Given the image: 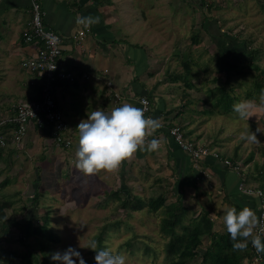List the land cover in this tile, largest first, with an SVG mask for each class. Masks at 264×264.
<instances>
[{
  "label": "rangeland",
  "instance_id": "rangeland-1",
  "mask_svg": "<svg viewBox=\"0 0 264 264\" xmlns=\"http://www.w3.org/2000/svg\"><path fill=\"white\" fill-rule=\"evenodd\" d=\"M117 4H119L117 11L119 12L120 9V15H122L121 12H125L124 18L128 15V18L134 22L133 25L127 24V30L136 32L140 40L141 34L146 35L144 38L146 42L148 34L150 33V37L153 35V31L148 29L149 19L147 18L152 14L150 12L151 5L160 9V14L165 17L163 28H165L166 34L162 39L166 40L167 54H180L178 60L176 59L177 63L168 64L170 72H174L176 75L179 73L178 75L182 76V79L186 75L193 78L194 90L198 92V96L209 101L205 108L208 110L207 114H199L203 119L204 131L209 134L208 137H214L208 145L218 147L219 151L223 148L230 153L235 151L244 161L253 153V160L246 164L241 163V165L243 171L246 172H244L245 176L251 172L256 173V169L264 164V132H256L258 127L264 131V103L260 99L264 92L258 93L254 87L256 74H259L261 78L264 77V72H262L264 71V0H169L168 2L163 0H120ZM125 21L127 22L126 18H121L122 23ZM203 23L216 27L215 31L210 29L214 36L213 39L204 29ZM194 34L197 35L196 39ZM192 39L196 42H193ZM244 41L258 51L256 62L260 66V71L249 73L247 69L242 75H233L231 85L234 91H229V94L234 97L227 99L225 103L216 105L218 92H207V88L210 86V90L214 89L217 84L226 79L228 71L232 72L240 68V65L243 64ZM218 65L223 66L224 70L220 72ZM0 76L3 77L2 71ZM182 79L181 82L184 85ZM248 89L254 96L245 97ZM209 92L210 96L208 97L207 93ZM3 94L0 91V101L4 97ZM226 102L229 110H226ZM249 104L254 105L251 108L252 116L249 120L239 118L234 110L235 107ZM195 105L199 109L202 108L200 104ZM1 109L0 106V113H4ZM62 109L65 118L67 116L68 119L69 114L66 108ZM248 128L256 133L260 143H251L242 139V132ZM74 132L73 150H76L79 146V135L77 130ZM54 154H56V158L54 157L56 161L52 160L51 162L46 158V162H39L38 164L42 165V167L40 166V176H37V168L32 177L26 175L25 172L31 167L32 157L19 156L24 174L10 175L9 178L12 176L15 178L9 179L6 186L15 185L14 188L20 189L23 193L19 195V192L15 191L19 196L14 198L12 190L9 191L6 188L2 190V195L10 198L15 204L24 203L31 207L33 205L31 204L33 200L31 194L37 191L34 194L35 198L38 197L37 205L34 204L31 211L25 210L26 214L22 212L23 214L20 213V215L23 220L30 217L39 219L37 221L39 224L44 212L49 211L47 234L53 238V242L49 243L51 255L55 252L62 253L71 247L80 253L86 264H90L96 253L81 246H87L91 241H94L95 236L105 228L104 250L113 254H123L126 257V264H166L162 250L166 239L160 232L161 213H152L148 211V207L142 210H124L120 205V198H107V194L112 190L121 188L126 191L128 189L124 181L126 178L123 179L122 166L114 173L101 171L86 176L76 168L77 159L70 158L68 150L60 148ZM65 162L68 163V166ZM131 170L133 171L131 167L124 168L127 177ZM137 172H135V178L139 179H134V182L129 180L133 194L146 201L148 197L163 192L167 203L176 200V195L171 192L173 182L163 177L161 169L155 167L146 173H143L144 171L141 169ZM253 176L254 173L249 176L248 182L249 185L256 186L258 180ZM28 177L32 179L29 180L31 182L28 181ZM145 177L150 184H142ZM159 177V181H156ZM201 192L203 195L209 194L206 189ZM213 192L215 196H219L215 190H210L211 195ZM197 197L190 196L189 193H186L185 197L183 195L182 202L188 208L186 216L200 210V207L196 205ZM18 198H21V201ZM202 198L206 199L207 197L202 196L201 201ZM227 206L226 209L230 207ZM36 207L40 210L35 209ZM226 209L218 206L216 208L218 211L214 209L212 211L214 214H210L214 230L221 231L224 227L223 218ZM19 211L21 210L19 209ZM8 216L12 218L10 210H8ZM116 222H120V224L117 225ZM12 230L14 234L11 242L4 244L0 251L3 249H7L4 251L24 250L26 248V245L23 246L15 239L19 236L18 228L13 226ZM202 242L203 246L209 243L206 230L202 233ZM29 243L35 252L38 251L39 246L34 238L30 239ZM146 243L150 245L152 251L157 253L156 257L145 251L144 244ZM73 259L75 264H80L78 259L75 257ZM51 261L53 260L51 259ZM54 264H59V262L54 261ZM254 264H264V262L255 260Z\"/></svg>",
  "mask_w": 264,
  "mask_h": 264
},
{
  "label": "crops",
  "instance_id": "crops-1",
  "mask_svg": "<svg viewBox=\"0 0 264 264\" xmlns=\"http://www.w3.org/2000/svg\"><path fill=\"white\" fill-rule=\"evenodd\" d=\"M38 1L41 4L45 24L62 37L61 64L63 68L70 71L75 70L88 76V78H82L75 83L58 82L55 88L58 107L61 111H63L62 108H66L69 114L68 119L67 116L65 118L72 139L71 147L65 148L68 150L69 157L76 159L77 149L73 150L74 130H77L81 120L87 119L88 113L97 109L110 112L113 108L122 106L124 103L136 106L138 97L147 96L151 102L150 118L157 119L162 125L152 138L160 139L162 147L155 152L138 151L131 160L124 162L122 174L124 175L123 179L126 178L124 179L126 184L124 181L122 182L133 192L129 180L134 182V179H139L135 178V172L141 169L144 171L143 173H146L157 167L162 170L163 177L173 182L171 192L177 185L176 187L180 188L179 191L184 197L186 193L195 198L198 196L196 205L199 207H203L201 197H207L202 200H207V204L212 206L210 214H214L212 212L214 209L218 211L216 210L218 206L226 209L228 204L224 200L225 192L241 194L238 190L241 181L239 174L226 168L212 156L204 157L194 163L168 134L169 128L177 125L182 128L187 139L198 145L207 146L214 138L213 136L208 137L209 134L204 131L203 119L199 115L200 113L207 114L208 110L205 108L209 101L198 96V92L194 90L193 78L186 75L185 79H182V76L178 75L179 73L176 75L169 70L168 64L177 63L180 54H167L166 40L162 39L166 34L165 28H163L165 17L160 14V9L151 5V16L145 15L149 19L148 29L153 31L151 37L150 33L148 34L146 42L144 40L146 35L141 34L140 40L136 32L127 30V24L133 25L134 23L128 18V15L125 17L127 22H121V18L125 19V12H121L122 16L119 13L120 9L119 12L117 11L119 8L117 3L120 0ZM163 1L168 2L169 0ZM30 7L31 0H0V72H3V77L0 76V91L4 93V97H2L4 100L0 101L1 110L4 112L0 113L2 117L12 115L10 109L12 104L18 101L36 100L39 97V82L30 85L32 75L25 72L20 65L21 59L32 53L34 49L32 45L26 44L22 39L23 31L31 17ZM82 16L99 17V23L85 27L77 23L78 18ZM208 25L203 23L204 29L213 39L211 30L216 27ZM84 28H87L88 31L81 40L76 41L74 35ZM194 37L196 39L197 35L194 34ZM192 40L196 42V40ZM181 79L184 85H182ZM108 82L111 83L110 88L107 86ZM209 87L207 92L210 91ZM109 90L122 92L125 98L121 102H115L110 96ZM207 96H210V92L207 93ZM195 104H200L202 108H197ZM12 127L13 125L8 124L4 131L8 132ZM77 134L79 135V133ZM207 147L219 151L216 146L208 145ZM60 148L53 143L50 130L36 127L29 130L19 143L9 140L8 145L2 149L0 157L3 169L0 181L4 178L12 179L16 175L24 174L20 162L21 157L19 158L21 155H24L23 158L29 156L33 159L31 167L25 170L26 175L34 176L33 172L38 168L37 176H40V166L42 167V165L38 163L46 162V158L51 162L52 160L56 161L54 153ZM132 163L135 165L133 166ZM130 167L133 168V171L131 170L132 172L130 171L129 177H127L124 168L129 169ZM244 172L242 171V173ZM10 175L15 176L9 178ZM29 177L28 181L32 180ZM193 178H196L195 183L191 181ZM157 179L156 181H159L160 177ZM142 184L150 183L145 177ZM14 187L16 186L8 185L6 189L12 190L14 198H16L23 192ZM203 189L209 191V194L203 195L201 192ZM210 190H215L219 196H215L214 192L211 195ZM15 191L19 192V195ZM36 193L37 191H34L31 198ZM18 199L21 201V198ZM15 202L17 203V200ZM255 202L257 207V201L255 200ZM248 205L253 210L252 203L249 202ZM14 206L17 207V210L24 206L23 210L20 209L21 211L16 215L10 209L12 218L19 221H25L21 218L22 212L26 214L25 210L31 211L34 207V205L31 207L24 203L21 205L14 203ZM35 209L40 210L37 207Z\"/></svg>",
  "mask_w": 264,
  "mask_h": 264
},
{
  "label": "trees",
  "instance_id": "trees-1",
  "mask_svg": "<svg viewBox=\"0 0 264 264\" xmlns=\"http://www.w3.org/2000/svg\"><path fill=\"white\" fill-rule=\"evenodd\" d=\"M257 53L258 51L256 48H251L250 44L244 41V53H242L243 64L240 65L238 70L236 69L232 72L227 70L226 79L222 83L217 84L214 89L210 90L211 93L212 91L218 92L217 94L219 96L216 105L225 103L227 99L234 97L229 94V91H234L231 85L233 75H242L247 69L249 73H251V71L255 73L260 71V66L258 62H256ZM218 70L220 72L223 71V66L218 65ZM254 87L258 93L264 92V77L261 78L259 74H256ZM252 96L254 95L248 89L245 93V97L250 98ZM225 105L226 110H229L227 102ZM6 137H8L7 133ZM4 148H0V157L2 155V149ZM218 153L222 159H229L232 162L246 164L253 160V153H251L245 161L235 151L230 153L223 148V150L218 151ZM2 171L3 169L0 163V174ZM245 173H241L240 178H243L247 184L249 176H252L254 173L253 177L258 180L257 185L254 187L263 191L264 198V164L256 169V173L251 172L248 176H245ZM191 181L195 183L196 178H193ZM8 182V178H4L0 181V249L4 244L11 242L14 234L12 230L13 226L17 227L19 232V236L15 237V239H17L16 241L23 246L26 245V248L24 250H1L0 263L54 264V261H51L50 253V244L53 242V238L51 235L47 234L49 211H47V213L44 212L40 218L41 223L39 222V224L37 222L39 219H34L33 217L25 221L10 218L7 215L8 210L11 209L15 215L19 213V210L16 209L17 207L14 206L10 198H7L4 194L2 195V190L6 188L5 186ZM176 186L175 189L172 190V193L175 194L177 198L170 203H167V199L163 192L156 196L152 195L145 201L142 197L133 194L132 190L128 189L124 191L121 188L110 191L107 194V198H120V205L124 210H142L148 207V211L152 213H161L160 232L166 239L162 248L166 264H254L256 257H259L258 260L264 262V252L256 251L250 242L251 238H249L247 248L243 251H238L233 249L234 241L230 238L225 225L221 231L213 229L214 226L210 217L212 206L207 204V200H202V202L204 201L203 207H200L198 212L186 216L188 208L182 202L183 194L179 191L180 188ZM32 199L31 204L37 205L38 197L36 196L35 198V196H33ZM224 200L230 207L236 208L237 211L244 207H249L248 203L250 202L252 203L253 211L257 213L256 202L251 197L239 193L228 194L225 192ZM23 207L20 209L23 210ZM225 214L226 211L224 215ZM116 223L117 225L120 224V222ZM104 230L95 236L94 241L97 243V250L104 249ZM204 230L207 231L209 238V243L205 246L202 244V233ZM260 236L262 243H264V233H261ZM32 238L35 239V242L39 246L36 252L29 243ZM144 245L145 251L154 254L156 257L157 253L152 251L150 245L147 243ZM90 264H96L95 259L91 260Z\"/></svg>",
  "mask_w": 264,
  "mask_h": 264
},
{
  "label": "clouds",
  "instance_id": "clouds-1",
  "mask_svg": "<svg viewBox=\"0 0 264 264\" xmlns=\"http://www.w3.org/2000/svg\"><path fill=\"white\" fill-rule=\"evenodd\" d=\"M77 23L90 27L99 23V17L82 16ZM264 103V94L260 97ZM254 105H238L235 107L239 118L248 119L252 116ZM161 123L154 118L146 117L141 107L124 103L110 112L97 109L88 113L87 119L81 120L77 126L79 133L78 149L76 151V168L84 175L90 176L101 171L117 172L122 164L131 160L138 151L155 152L162 147V142L155 136L161 128ZM256 132H264L259 127ZM242 139L251 143H260L255 132L245 129ZM224 224L233 243V249L243 251L247 248L249 238L257 252H264V243L259 234L254 235L260 227V220L249 207L237 211L234 207L226 209ZM264 233V227H260ZM95 251L96 264H126L123 254H113L110 251L97 250V243L91 241L87 246H81ZM75 257L80 264H86L83 257L75 249L69 247L64 252L51 255L53 261L59 264H75Z\"/></svg>",
  "mask_w": 264,
  "mask_h": 264
},
{
  "label": "built area",
  "instance_id": "built-area-1",
  "mask_svg": "<svg viewBox=\"0 0 264 264\" xmlns=\"http://www.w3.org/2000/svg\"><path fill=\"white\" fill-rule=\"evenodd\" d=\"M31 17L23 31L22 37L26 44L33 46V52L21 59V67L32 75L30 85L37 82L40 84L39 97L36 100L18 101L10 106L12 115L0 119V148H4L8 141L21 142L29 130L36 128L48 129L52 134V141L57 147L69 148L72 139L69 134V125L55 99V88L58 82L75 83L82 78H88L84 73L75 70H65L61 64L62 59V37L43 20V11L38 0H31ZM88 31L84 28L74 35L79 41ZM107 86L110 88L111 83ZM110 96L115 102H121L125 96L122 92L109 90ZM136 107L145 111V116L150 117L151 102L147 96L137 98ZM11 124L13 127L6 132L5 126ZM169 136L179 147L188 154L191 161L197 163L202 158L212 156L237 174L242 173L241 163L222 159L217 150L207 146L198 145L187 139L181 127L173 125L168 130ZM241 194L252 197L257 201V217L260 227H264V198L263 191L257 187L248 185L243 178L238 185ZM258 227L254 235L261 234ZM259 257H256L257 261Z\"/></svg>",
  "mask_w": 264,
  "mask_h": 264
},
{
  "label": "bare ground",
  "instance_id": "bare-ground-1",
  "mask_svg": "<svg viewBox=\"0 0 264 264\" xmlns=\"http://www.w3.org/2000/svg\"><path fill=\"white\" fill-rule=\"evenodd\" d=\"M70 147H71V146H70ZM70 147H69V148H70Z\"/></svg>",
  "mask_w": 264,
  "mask_h": 264
}]
</instances>
